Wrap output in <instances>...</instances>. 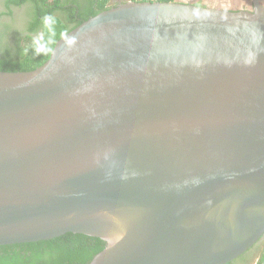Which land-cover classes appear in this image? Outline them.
Instances as JSON below:
<instances>
[{"label":"water","instance_id":"obj_1","mask_svg":"<svg viewBox=\"0 0 264 264\" xmlns=\"http://www.w3.org/2000/svg\"><path fill=\"white\" fill-rule=\"evenodd\" d=\"M229 264L264 236V8L128 2L0 72V247Z\"/></svg>","mask_w":264,"mask_h":264},{"label":"trees","instance_id":"obj_2","mask_svg":"<svg viewBox=\"0 0 264 264\" xmlns=\"http://www.w3.org/2000/svg\"><path fill=\"white\" fill-rule=\"evenodd\" d=\"M95 1L97 10L80 14L72 0H7L8 9L27 5L31 23L28 34L23 37L18 33L13 43L7 33L0 31V72H31L41 67L61 38L85 21L111 9L108 7L110 0ZM133 2L146 3L142 0ZM154 2L171 3L173 0ZM8 15H11V9ZM105 248L106 243L99 238L66 234L49 241L1 246L0 264H90ZM258 264H264V254Z\"/></svg>","mask_w":264,"mask_h":264},{"label":"flooded vegetation","instance_id":"obj_3","mask_svg":"<svg viewBox=\"0 0 264 264\" xmlns=\"http://www.w3.org/2000/svg\"><path fill=\"white\" fill-rule=\"evenodd\" d=\"M64 1V0H63ZM75 2L74 7L77 9V12L80 14H88L91 10H97L98 6L95 0H72ZM242 3H249L248 6H245V11H253L255 9L256 0H241ZM259 4L264 8V0H258ZM133 2V0H110L108 7H117L119 5ZM173 2H178L186 5H191L195 7L203 8H218L219 5L211 6L205 5L203 0H173ZM235 4V3H234ZM238 6L237 4H235ZM222 8V7H221ZM219 8V9H221ZM11 9V15H8ZM8 9L7 0H0V24L2 32L7 33V35L12 40L10 43H13L16 39L17 34L25 36L28 34V27L30 22L29 13L30 9L27 5H22L18 7H10ZM231 11H244L238 8H224ZM9 26V27H7ZM264 254V236L262 239L251 248L243 257L238 258L230 264H258L261 260V257Z\"/></svg>","mask_w":264,"mask_h":264},{"label":"rangeland","instance_id":"obj_4","mask_svg":"<svg viewBox=\"0 0 264 264\" xmlns=\"http://www.w3.org/2000/svg\"><path fill=\"white\" fill-rule=\"evenodd\" d=\"M205 5H211V6H216L219 5L221 9L224 8H238V9H242L245 11V6H248L249 3H242L241 0H203ZM237 4L238 6H236L235 4ZM213 8V7H212Z\"/></svg>","mask_w":264,"mask_h":264},{"label":"built area","instance_id":"obj_5","mask_svg":"<svg viewBox=\"0 0 264 264\" xmlns=\"http://www.w3.org/2000/svg\"><path fill=\"white\" fill-rule=\"evenodd\" d=\"M142 1H146V3H151V2H154V0H142Z\"/></svg>","mask_w":264,"mask_h":264}]
</instances>
